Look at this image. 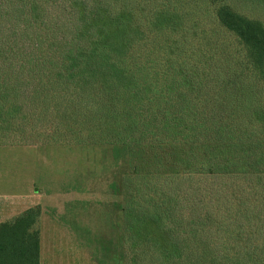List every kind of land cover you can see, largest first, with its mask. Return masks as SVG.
Here are the masks:
<instances>
[{"label":"trees","instance_id":"16d2710c","mask_svg":"<svg viewBox=\"0 0 264 264\" xmlns=\"http://www.w3.org/2000/svg\"><path fill=\"white\" fill-rule=\"evenodd\" d=\"M210 4L195 33L194 6L0 0V146L55 118L61 142L124 148L128 264H264V25ZM160 177L198 180L202 209ZM40 214L0 224V264H40Z\"/></svg>","mask_w":264,"mask_h":264},{"label":"rangeland","instance_id":"374dc122","mask_svg":"<svg viewBox=\"0 0 264 264\" xmlns=\"http://www.w3.org/2000/svg\"><path fill=\"white\" fill-rule=\"evenodd\" d=\"M214 1L216 0H147L148 5L161 4V8L169 16H172L174 10L179 13L180 5L197 7L199 21L196 20L194 26H191V31L195 33L206 29L210 23V14L207 13L213 8L210 3ZM221 2L222 0H217V5ZM223 2L264 25V0ZM261 90L264 102V86ZM29 106V102L24 104L26 109H30ZM39 106L40 104L33 109L34 114L40 111ZM53 119L52 124L39 122L34 130L25 127L23 143L18 140L20 134H16L10 136L9 144L6 145L36 148L31 151L37 152L43 172L35 185L47 193L62 194L53 196L55 200L50 198V202L46 201L47 213L56 209L61 218L53 221L47 217L39 223L37 221L34 227L39 234L40 264H128V259L123 258L124 249L127 253L125 241L129 234L127 218L122 209H126L132 189H126L125 180L129 171L124 148L80 145L70 135L61 142L56 139L58 131H55L54 122L57 120ZM160 181L181 188H178L180 196L185 197L182 204L202 209L201 200L206 198V193L198 180L190 183L173 177L161 178ZM70 192L72 194L69 195ZM18 208L14 209L15 212H4L0 221H12L26 211L22 212ZM70 214L71 217H67ZM216 230V225L211 223L209 228L199 227L198 233L204 239L213 240L217 234L212 237L211 233Z\"/></svg>","mask_w":264,"mask_h":264},{"label":"crops","instance_id":"0c3cea01","mask_svg":"<svg viewBox=\"0 0 264 264\" xmlns=\"http://www.w3.org/2000/svg\"><path fill=\"white\" fill-rule=\"evenodd\" d=\"M32 149L36 148L0 146V218L4 217V212L14 211L15 208L19 207L23 212L36 206L41 210L38 223L47 217L53 221L61 218L58 210L53 209L47 213L46 208V201L50 202L54 199L53 196L61 193H47L35 185L43 169L40 167L37 152L33 153ZM67 217H71V214ZM4 222L7 221L1 220L0 224Z\"/></svg>","mask_w":264,"mask_h":264}]
</instances>
